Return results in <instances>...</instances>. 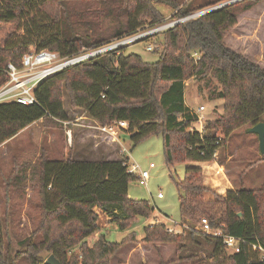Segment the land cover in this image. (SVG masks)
Returning <instances> with one entry per match:
<instances>
[{
  "label": "trees",
  "instance_id": "1",
  "mask_svg": "<svg viewBox=\"0 0 264 264\" xmlns=\"http://www.w3.org/2000/svg\"><path fill=\"white\" fill-rule=\"evenodd\" d=\"M52 1L66 7L67 0H0V86L8 79L7 63L20 66L22 55L31 48L70 57L83 48L103 45V33L97 28L100 23L94 20L101 10V16L113 19L116 39L164 23L156 2L167 3L176 19L194 10L176 0H103L101 7L90 3L84 13H75L71 20L66 11L62 17L51 14L45 4ZM252 4V0L235 1L152 33H161L163 40V50L153 62L134 52L124 53V44L119 45L42 78L33 88L36 102L32 104L0 101V144L38 119L65 120L57 91V84L64 81L72 104L88 116L104 125L126 121L133 146L145 135L159 133L165 164H188L184 177L175 182L181 222L190 224L204 217L211 227L243 239L239 252L227 254L220 237L192 227L183 234L169 232L163 222H151L143 226L142 242L175 243L177 255L172 262L205 261L198 256V249L204 248L212 264H264L250 246L259 243L264 247V182L256 188L227 189L222 195L204 184L200 166L189 164L212 161L234 130L264 122V66L224 41L226 32L237 23L238 12ZM189 76L196 78L198 90L205 89L208 98L223 101L222 111L206 120L201 131L192 125L196 113L184 102V82ZM135 177V172L128 170L126 155L41 161L42 208L57 226L65 227L60 244L49 246L62 264H109L108 256L135 240L133 232L118 243L101 233L92 246L79 245L82 256L78 261H69L61 249L62 244L85 242L98 229L95 207L120 231L130 228L138 217H147L153 211L149 202L127 195ZM206 191L213 193L212 199L204 198ZM19 244L25 249L13 255L8 253V245L4 248L0 217V264H45L37 246L28 241ZM159 264L166 261L161 259Z\"/></svg>",
  "mask_w": 264,
  "mask_h": 264
},
{
  "label": "rangeland",
  "instance_id": "2",
  "mask_svg": "<svg viewBox=\"0 0 264 264\" xmlns=\"http://www.w3.org/2000/svg\"><path fill=\"white\" fill-rule=\"evenodd\" d=\"M101 1L103 0H67L65 8L59 6V1H52L46 3L45 8L56 17H62L66 11L65 14H69L72 20L75 13H84L86 6L90 3L93 7H101ZM176 1L180 5L194 8L195 11L193 10L192 13L205 9L206 6L220 3L215 2L216 0ZM252 2L253 6L250 9L238 12L237 23L226 32L224 41L234 50L255 60L260 66H264V0H252ZM155 4L164 16V23L176 20L173 9L167 3L156 2ZM80 8H82L81 11ZM102 13L104 10L96 13L97 17L94 20L100 23L97 28H101L103 33L102 41L108 44L116 39L112 35L113 19L101 16ZM152 28L147 26L135 35L147 33ZM151 34L124 44V53H137L148 62L157 60L163 50L162 35L161 33L156 36ZM123 37L121 39L129 36ZM149 44L154 46L152 51L145 49ZM184 83V102L193 113L200 116L202 122L213 119L216 111H222V99H210L205 89L199 91V82L195 77L189 76ZM57 91L66 112L65 120L53 117L38 119L0 144V217L4 248L8 245V253L13 255L25 249L19 241L31 242L37 246L35 248L38 249L44 263L47 257L53 254L49 246L54 243L60 244V233L65 227L57 226V221L51 219L50 215L47 216L41 205L39 176L40 163L44 158L60 159L66 156L75 158L86 155L109 159L126 155L129 158V164L138 165V170L134 171L136 177L128 185L127 195L133 199L147 200L153 207V211L147 217L136 218L137 221L135 219L130 228L120 231L115 224L109 222L103 210L95 207L98 229L88 235L85 242L77 241L73 245L62 244L61 249L69 261L72 259L78 261L82 256L79 245L92 246L101 233L109 241L118 243L123 238L130 237L129 234L133 232L135 240L126 242L112 256H108L109 264H159L161 259L166 261V264H187L172 262L177 255L175 243H144L141 239L143 226L151 222H163L166 228H172L169 232L182 234L191 227L201 228L203 220H206L204 217L190 224L180 220L179 193L175 182L184 177V169L188 164L184 162L165 164L162 136L159 133L147 134L133 146L126 127L124 130L117 131L115 143L108 142L111 135L101 129L104 124L88 116L82 108L72 104L69 88L64 81L57 84ZM199 105H203L204 110L197 112ZM192 125L198 126V122L195 121ZM95 141L98 142V147L94 146ZM262 157L264 153H261L259 149L257 134L249 132L248 125L241 126L229 135L225 144L215 153L212 161L223 167H219L216 173H212L215 179L209 176L208 170L207 180L214 182L215 187L221 181L230 182L232 189L240 186L259 187L264 182ZM212 165L216 167V164ZM138 171L146 174V184L139 183ZM158 192L162 193V197L157 196ZM207 195L208 191L204 193V196ZM226 253L229 254L227 251ZM198 256L201 260V256L205 258V261L198 260L194 264H212L213 260L204 248L198 249Z\"/></svg>",
  "mask_w": 264,
  "mask_h": 264
},
{
  "label": "built area",
  "instance_id": "3",
  "mask_svg": "<svg viewBox=\"0 0 264 264\" xmlns=\"http://www.w3.org/2000/svg\"><path fill=\"white\" fill-rule=\"evenodd\" d=\"M186 17L183 19H187ZM181 20L182 19H176L170 23L155 26L148 33L160 31ZM139 35L142 34H134L125 39H115V41L111 43L96 47L83 48L79 53L70 57H61L58 52L45 48L40 50L31 48L22 55L20 66H16L11 62L7 63L6 71L8 79L0 86V101L15 100L22 104H32L36 102L33 95V88L45 76L60 70L63 67L84 60L94 54L126 44L130 41H135L138 39ZM153 48L154 46L151 44L145 47L147 51H151ZM202 110H204V106L199 105L197 112ZM196 122H198V126L195 127L200 131L203 130L205 121L202 122L199 115H197ZM126 127L127 122L121 120L108 125H103L101 126V129L109 133L113 140H115L117 139L115 137L117 131L119 129H126ZM128 170L131 172L137 171L138 165L135 163L129 164L128 162ZM137 179L140 184H146L147 176L145 173L138 171ZM157 196L162 197V193L158 192ZM167 230L172 231V228L168 227ZM199 230L209 235L222 238L225 249L229 254L239 252L240 244L243 240L242 238L227 234L220 227H211L206 220H203ZM250 246L251 250L255 253V257L257 259L264 260V247L259 243H251Z\"/></svg>",
  "mask_w": 264,
  "mask_h": 264
},
{
  "label": "crops",
  "instance_id": "4",
  "mask_svg": "<svg viewBox=\"0 0 264 264\" xmlns=\"http://www.w3.org/2000/svg\"><path fill=\"white\" fill-rule=\"evenodd\" d=\"M121 130H124V129H121ZM107 141L110 142V143H115L116 140H113V138L110 136ZM95 142L96 143H94V146L98 147L97 146L98 145V142L97 141H95ZM92 157H89V156L84 155V156H81V157H75V159H87V160H90V159H98L100 156H98L96 158H95V156H92ZM117 158H119V157H117ZM109 159H116V158H109ZM190 164L197 165V166H200L201 167V169H202L203 182H204V184L207 187H209L211 189L212 192L224 195V193H225V191L227 189H232L233 186H232V184L230 182L226 183V182L221 181V182H218L217 183V186L215 187L213 185L214 182H209L207 180L208 170L210 171L209 176L212 177V179H215L214 175L212 176V173H216L218 171V168L222 166V165H219L217 162H214V161H197V162H190ZM212 164H216V167H213ZM219 175H221V174L219 173ZM219 177H221V176H219ZM204 198L205 199H212L213 198V193H211L209 191L208 192V195L207 196H204Z\"/></svg>",
  "mask_w": 264,
  "mask_h": 264
},
{
  "label": "water",
  "instance_id": "5",
  "mask_svg": "<svg viewBox=\"0 0 264 264\" xmlns=\"http://www.w3.org/2000/svg\"><path fill=\"white\" fill-rule=\"evenodd\" d=\"M235 1H237V0H225V1H222V2L217 3L215 5L208 6L205 9H202V10H199L197 12H194V13L188 15L186 18H190V17L196 16V15L202 14L204 12H208V11L220 8V7L224 6V5L233 3ZM148 34H150V33H148V32L144 33L142 35H139L138 38H140L142 36H145V35H148ZM248 131L257 134L258 141H259V149H260L261 153H263L264 152V122H258L256 124L248 127ZM238 215H241V213L238 212ZM44 263L45 264H62L53 254H50L47 257V259L44 261Z\"/></svg>",
  "mask_w": 264,
  "mask_h": 264
}]
</instances>
